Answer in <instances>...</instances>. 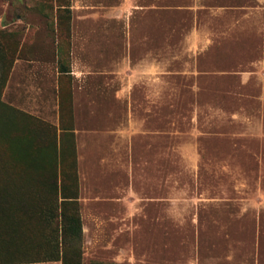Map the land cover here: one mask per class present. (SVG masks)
<instances>
[{"label":"rangeland","instance_id":"374dc122","mask_svg":"<svg viewBox=\"0 0 264 264\" xmlns=\"http://www.w3.org/2000/svg\"><path fill=\"white\" fill-rule=\"evenodd\" d=\"M0 165V263L71 197L80 264H264V0H0Z\"/></svg>","mask_w":264,"mask_h":264},{"label":"trees","instance_id":"16d2710c","mask_svg":"<svg viewBox=\"0 0 264 264\" xmlns=\"http://www.w3.org/2000/svg\"><path fill=\"white\" fill-rule=\"evenodd\" d=\"M24 177L25 174H23L22 172L11 171L9 170V168L7 169L0 165V196L2 193H7L6 187H13L17 184H20L25 180ZM9 194H11V192ZM71 200V197L60 198L57 208L58 227L55 230H51L52 233H58L59 238L58 244L56 245V257L50 259H36L23 262H9L0 264H19L45 261H60L61 264H80V254L78 251V244L80 242L81 235L79 217L76 211L65 213V205L68 202H72ZM0 211V222L4 221V219L9 220V222H7V227L10 228V236L18 235L16 228L17 226H19V222L23 219L22 217L27 216L25 214V202L20 198L14 199V196H10L6 198V200L1 198ZM5 211H9V216L2 215V213H4ZM52 219V215L47 216V222H50ZM28 220L29 216H27L26 222ZM7 235H9L7 229L0 228V239H2L1 236Z\"/></svg>","mask_w":264,"mask_h":264},{"label":"crops","instance_id":"0c3cea01","mask_svg":"<svg viewBox=\"0 0 264 264\" xmlns=\"http://www.w3.org/2000/svg\"><path fill=\"white\" fill-rule=\"evenodd\" d=\"M19 264H61V263L60 261H45V262L19 263Z\"/></svg>","mask_w":264,"mask_h":264}]
</instances>
